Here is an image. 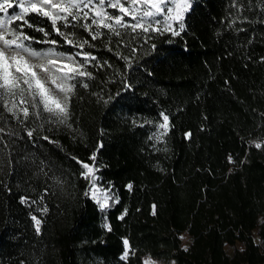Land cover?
Wrapping results in <instances>:
<instances>
[{
    "label": "trees",
    "instance_id": "trees-1",
    "mask_svg": "<svg viewBox=\"0 0 264 264\" xmlns=\"http://www.w3.org/2000/svg\"><path fill=\"white\" fill-rule=\"evenodd\" d=\"M27 19L50 32L24 27L32 48L81 51L47 17ZM262 21L264 0H191L178 36L101 29L93 41L61 27L90 40L83 51L96 60L90 78L70 79L64 123L31 103L18 120L0 101V259L43 244L54 264H264V147L251 143L264 141ZM161 113L169 130L157 139ZM79 162L119 203L101 210L85 195Z\"/></svg>",
    "mask_w": 264,
    "mask_h": 264
},
{
    "label": "snow or ice",
    "instance_id": "snow-or-ice-1",
    "mask_svg": "<svg viewBox=\"0 0 264 264\" xmlns=\"http://www.w3.org/2000/svg\"><path fill=\"white\" fill-rule=\"evenodd\" d=\"M190 6V0H0V13L4 14V16H0V101H4L3 107L19 120V113H22L25 119L29 116V108L20 107V105L31 103L35 110L33 115L37 118L46 112L59 118L60 123L66 122L69 116L70 97L68 94L73 90V86L68 84V81L77 76L90 78L92 74L87 71V62L96 60V57L90 52L83 51L86 45L94 46L91 45L90 40H74L71 38L74 33L66 34L61 31V27H76L78 25L89 33L93 41L103 35L101 29H107L109 33L118 37L121 35V28L131 29L133 32L137 29L143 32H160L161 34L171 32L172 35L178 36L184 31V14ZM9 9H13V14H8ZM17 9L19 11H16ZM108 9L117 10L118 14L111 13ZM32 13L40 17H47L51 23L52 31L63 37L65 43L79 48L81 51L75 55H65L58 53L54 48L37 50L30 44H26L25 41L34 40V37L25 33L24 27L33 28L35 31L43 33L45 37L50 35V32L45 31L43 27L27 19ZM125 17H130L135 23H129ZM16 21L22 23L17 24L14 28L12 25ZM232 22L235 23V21ZM58 23L60 27L57 26ZM174 23L177 27H173ZM42 42L52 45L58 43L56 40ZM77 56H82L85 63H80L76 59ZM29 59H36L40 62L33 64L29 62ZM41 74H43V78H41ZM49 84L52 87H49ZM84 87L87 85L85 84ZM25 93L28 98H25ZM60 93H63V98L60 97ZM161 116L163 122L158 127L162 131L157 139L167 135L169 130V117L163 113ZM34 130H29L27 135L31 137ZM3 131L4 129L0 128V132ZM186 136L190 137L191 133H186ZM44 139H48V137H44ZM251 143L257 149L264 147V141L254 140ZM95 158V154H93L89 159L95 161ZM229 161L232 162L231 156H229ZM79 163L84 169L81 175L86 180L90 179L91 186L85 195H91L101 210L110 206L109 201L119 203L115 194L109 195L111 188L101 189L95 183L97 179L95 165ZM127 187L131 189L132 185L129 184ZM21 202H26V199L21 198ZM43 211L46 212L47 208L45 207ZM126 214L127 209L119 219H123ZM32 219L35 221L37 232H39L41 221L35 216ZM105 228L111 231L110 225L105 224ZM123 244L124 251L120 258L127 261L130 253L134 255L135 252L127 239L123 240ZM143 264H155V262L151 257H147Z\"/></svg>",
    "mask_w": 264,
    "mask_h": 264
},
{
    "label": "rangeland",
    "instance_id": "rangeland-1",
    "mask_svg": "<svg viewBox=\"0 0 264 264\" xmlns=\"http://www.w3.org/2000/svg\"><path fill=\"white\" fill-rule=\"evenodd\" d=\"M190 5H191V0H190ZM16 11H19V10L17 9ZM108 11L111 12V13H114V14H118L117 10H114V9H108ZM8 14L9 15L13 14V9H9L8 10ZM185 14H184V16H185ZM90 15H91V13H90ZM0 16H4V14L0 13ZM5 19H6V17H5ZM125 19L128 20L129 23H135V21H132L130 19V17H125ZM89 23H90V21H89ZM173 27H177V25L174 23ZM29 62L35 64V63H39L40 61H38L36 59H29ZM37 71L39 72V69H37ZM41 78H43V74H41ZM68 84H70V80L68 81ZM48 86L52 87L50 84ZM26 94L27 93H25V96H26ZM59 95H60L61 98H63V93H60ZM9 99H11V98H9ZM20 107H27V105H20ZM20 114H22V113H19V115ZM161 131L162 130L160 128H158L156 137L159 136ZM95 176H96V173H95ZM88 183H89V188H90V186H91L90 185V179H88ZM95 183L101 189H104L102 186H100V184L98 182V178L96 179ZM109 195H112V193L110 192ZM111 202L112 201H109V205L111 204ZM34 226H35V221H34ZM39 230H40V227H39ZM37 248H38V251H36L37 249H35L33 252H30V251H25L26 249H24L23 246L19 247L18 251H16V253H14L12 258L7 259L8 260V261H6L7 263L3 262L0 259V264H54V262H53V254H52L51 250L48 249V247H46L43 244H40ZM154 262H155V264H157L156 261H154Z\"/></svg>",
    "mask_w": 264,
    "mask_h": 264
}]
</instances>
